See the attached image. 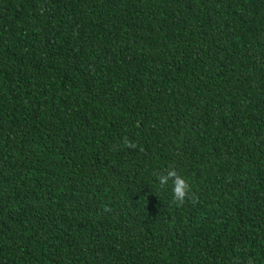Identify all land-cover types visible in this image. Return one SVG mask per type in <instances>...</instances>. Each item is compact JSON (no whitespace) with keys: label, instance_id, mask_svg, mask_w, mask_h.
<instances>
[{"label":"trees","instance_id":"16d2710c","mask_svg":"<svg viewBox=\"0 0 264 264\" xmlns=\"http://www.w3.org/2000/svg\"><path fill=\"white\" fill-rule=\"evenodd\" d=\"M0 264H264V0H0Z\"/></svg>","mask_w":264,"mask_h":264},{"label":"clouds","instance_id":"9594fccd","mask_svg":"<svg viewBox=\"0 0 264 264\" xmlns=\"http://www.w3.org/2000/svg\"><path fill=\"white\" fill-rule=\"evenodd\" d=\"M128 147H135V145L129 143ZM156 181L160 186L171 184L173 199L177 203H183L191 195V187L188 179L182 176L172 166L165 169L164 174L157 175Z\"/></svg>","mask_w":264,"mask_h":264}]
</instances>
